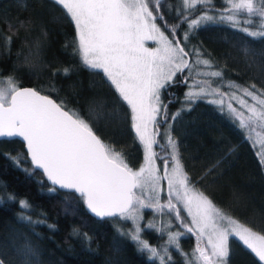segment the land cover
Returning <instances> with one entry per match:
<instances>
[{
  "label": "trees",
  "instance_id": "trees-1",
  "mask_svg": "<svg viewBox=\"0 0 264 264\" xmlns=\"http://www.w3.org/2000/svg\"><path fill=\"white\" fill-rule=\"evenodd\" d=\"M162 2L160 11L165 20L179 24L176 34L181 36L188 30L181 14L192 10L185 9L180 0ZM212 7L223 11L227 5L225 0L198 4L189 19ZM157 24L163 31L159 21ZM239 29L227 22L211 24L196 31L189 46L199 48L211 66L222 72V77L210 81L211 86L222 80L264 89V37L253 38ZM5 36H12L10 51L4 47ZM37 39L41 41L38 55ZM77 39L73 23L53 0H0V81L12 78L16 86L31 85L58 102L65 100L85 119L91 115L101 139L123 155L130 167H137L143 160V149L132 128L130 107L121 102L102 70L82 63ZM65 68L69 69L67 75ZM184 88L180 84L169 89L177 97L168 104L169 117L182 108ZM161 96L167 103V93L163 91ZM94 101L102 102V106L96 107L93 115L90 107ZM208 101L198 99L175 121L163 123L159 138L163 126L171 122V135L194 188L225 214L264 234L261 159L239 123L233 122L225 108L222 111L219 104ZM15 156L18 160L12 159ZM53 187L33 169L19 139H0V260L4 264H160L138 250L119 216L95 218L79 195L56 187L51 191ZM8 194L16 200L7 199ZM19 200H27L31 208L21 209ZM146 213L144 217H150ZM22 214L30 215L33 223L20 219ZM37 220L42 223L35 224ZM84 234L90 239L85 240ZM192 235L180 237L183 252L196 247L197 237ZM148 236L154 242L161 240L159 236L154 239L151 232ZM26 240L38 251L35 259L24 255ZM228 247L227 264H261L237 237L229 236ZM171 255L170 264H184L180 252Z\"/></svg>",
  "mask_w": 264,
  "mask_h": 264
},
{
  "label": "snow or ice",
  "instance_id": "snow-or-ice-1",
  "mask_svg": "<svg viewBox=\"0 0 264 264\" xmlns=\"http://www.w3.org/2000/svg\"><path fill=\"white\" fill-rule=\"evenodd\" d=\"M53 2L62 7L77 31L76 50L81 55L82 63L91 69L102 70L106 81L114 87L121 102L130 106L132 128L146 153L144 165L134 171L125 162L124 156L97 134L96 120L91 115L85 119L79 112L69 108L65 100L58 102L36 89L19 88L12 78L6 82L0 81V84L7 83V88L0 87V137H22L26 142L33 169L42 170L47 179L60 189L78 193L85 207L96 217L119 216L124 220H131L133 228L127 235L140 245L139 251H147L149 258L159 259L160 264H165L164 256L140 236L138 221L143 217L137 213L144 208H155L157 212L167 209V215L178 222L183 231L167 232V243L174 245L186 257L185 264H227L230 235L237 237L264 264V234L238 224L203 192L194 189L193 181L183 169L179 146L167 130L164 135L167 138V147L170 148L168 159L172 161L171 174L167 170L168 160L164 158V175L156 174L159 169L154 163L157 154L153 151V145L157 144L154 136L159 133L149 134L148 127L149 124H157V115L162 117V122L166 123L169 119L175 121L181 112L190 110L196 100L207 96L218 95V100L208 102L219 104L223 111L226 93L205 87L196 92L192 90L193 85L189 84L194 65L211 67V61L202 58L203 53L199 48L189 46L190 37L196 31L214 23L228 22L230 26L236 27L241 23L253 25V17L264 21V0H225L227 7L223 11L212 7L201 11L200 15L192 19L189 17L196 11V6L211 3V0H183L185 9L192 11L181 14V22L188 25V30L181 36L176 34L180 25L169 24L164 13L160 11L162 0ZM209 12L215 14L210 15ZM241 16L244 17L243 21ZM157 21L163 26V31ZM256 27V31L246 26L239 30L253 38L264 37V23L257 24ZM9 30L12 31L11 26ZM3 39L4 47L10 51L12 36H5ZM144 39L156 40L159 47L146 48ZM34 43L35 54L38 55L41 41L37 39ZM244 51L247 52V49ZM63 73L67 75L69 69H63ZM208 75L222 77V72L214 71ZM180 84L189 90L184 94L182 108L169 117L168 104L175 102L177 97L172 94V98L165 103L161 100V89L167 92ZM229 86H234L254 102L249 104L233 92L232 99H238L239 104L248 112L245 115L243 111L233 108L229 102L227 110L233 122L239 121L238 126L242 129L250 128L257 122L264 124V89H256L253 84L250 90L233 82H229ZM101 106L102 102L94 101L90 114L94 115L95 108ZM170 127L169 124L168 128ZM16 163L19 164V161ZM260 163L264 166V154H261ZM162 179L167 180L165 204L160 203L159 196ZM146 188H151L156 193L155 196L148 197V203L134 191L138 189L143 194ZM50 190L57 189L53 187ZM7 199L16 200V197L8 194ZM173 199L176 203H173ZM18 203L21 209L31 208L27 200H19ZM177 203L182 207H177ZM182 210L191 216L190 221L181 216ZM20 219L33 223L30 215H22ZM217 221L225 222L230 227L220 228ZM34 223L39 225L42 221L37 220ZM145 227L153 229L156 225L148 222ZM206 229L211 230L207 234L209 247H201L200 240L206 235ZM185 234H194L197 237L191 260L187 259L188 254L183 253L179 245L180 237ZM84 239L90 238L84 234ZM162 250L165 254L168 253L167 247ZM23 252L25 256L33 259L38 255L32 242L27 240ZM170 262L169 255L168 264ZM0 264L4 262L0 260Z\"/></svg>",
  "mask_w": 264,
  "mask_h": 264
},
{
  "label": "rangeland",
  "instance_id": "rangeland-1",
  "mask_svg": "<svg viewBox=\"0 0 264 264\" xmlns=\"http://www.w3.org/2000/svg\"><path fill=\"white\" fill-rule=\"evenodd\" d=\"M180 2L182 4V6L184 7L183 0H180ZM149 7L151 8L152 5L150 4ZM209 14L210 15H213L215 13H212V12L210 13L209 12ZM240 19H241V21H243L244 17L241 16ZM253 20L255 21V23L253 25H247V24L241 23V24L237 25V27H245L246 26V27H249L250 30H251V28H253L252 31H256V30H258L257 27H256V25L257 24H260V23H264V21H260L256 17H253ZM143 43H144V46L146 48H149V49H153V48L159 47L158 42L156 40H153V39H144ZM202 58L203 59H207L204 55L202 56ZM190 63H192L191 60H190ZM185 71L187 72L188 70H185ZM191 71H192V75L189 77V84L190 85H193V88H192L193 91L198 92L201 87H205L206 89H215V90H218V92L219 93H222V94L223 93H226L227 95L224 96V105L222 107L227 110V105L230 102L232 104V107L233 108H236L238 111H243L245 115H248L247 110L245 108H243L239 104V100L238 99H232V93L235 92L237 97H242L249 104L254 103L252 101V98L251 97L244 96L243 93L241 91H239L237 88H235L234 86H229V81L225 82V81H222L221 80L218 84H212V86L210 85V81H212L213 78H217V77H212V76L208 75V73L214 72V71H218L216 68H214L212 66L211 67H206L204 65H194L192 67V70ZM2 81H5L6 82L7 80H2ZM204 82H207V83H204ZM233 83L234 84H237L235 82H233ZM0 87L7 88V83L0 84ZM243 87H245V86H243ZM245 88H248V87H245ZM188 90H189L188 87L185 86L184 91H183V96L181 98L182 104L184 103V94ZM163 91L164 90L161 89V93ZM166 93L169 96V98H167V99H171L173 92L172 91L169 92V90H168ZM257 95H260V93L257 92ZM262 98H264V97H262ZM204 99H207V100L216 99V100H218L219 99V96L218 95H212V96L204 97ZM161 100H163L162 99V96H161ZM163 101H165V100H163ZM156 120H160V115H157L156 116ZM237 122L239 123V121H237ZM132 123H133V121H132ZM169 124L171 125V122L167 123V125L165 127L163 126V128L161 130V132H162L161 133V138H159V135H158L157 144H154L153 145V151L156 152V145L157 146L160 145L158 147L160 149L159 150V154H158V152H156V154L163 155L164 156V159H167L168 160V169L167 170H168V173L171 174L172 161H171V159H168V154L170 152V148L167 147V138L164 135L165 132H166V130L171 135V127L168 128V125ZM148 127H149V134L155 133V126H154V124H149ZM244 130H245L246 136L253 143L257 155H259V157L261 159V154H264V124H261V123L257 122V123L252 124L250 128H246ZM142 149H143V147H142ZM145 155H146V153H145V151L143 149V160L141 161V163L137 167H134L133 168L134 171L135 170H139V168L144 165ZM17 158L18 157L15 156V160H18ZM154 163H155L156 168L159 169V171L156 174L162 176V174H161V170L163 168L162 159H159L157 156H155L154 157ZM195 190H197V189H195ZM134 191H136L137 195H140L141 198H143L145 200V203H148L149 202L148 197L155 196V194H156L155 192L152 191L151 188H146L144 190L143 194H141L140 190H138V189L137 190H134ZM199 192H201V191H199ZM159 196H160V203L161 204H165L166 201H167V188L165 187V182H164L163 179L160 181ZM173 203H176L175 199H173ZM177 207H182V206L179 203H177ZM193 210L195 211V209H193ZM145 211H147L146 214H148L150 217H148V218H145L144 217ZM163 212L164 213L157 212L155 210V208H144V209L140 210V212L137 213V215H142V217H143L142 220H139L138 221L139 222V226L141 228V232H140L141 239L147 241L150 247H156L160 251V254L162 256H164V260H166V259H168V256L169 255L172 256L171 255L172 252L173 253L174 252H178L175 249V246L174 245H171V244H168L167 243V241H168L167 232H169V231H173V232L174 231H183V229L180 227L179 224H177L178 222L172 216L167 215V209H165ZM22 215H26V214H22ZM181 216L184 217L187 221H190L191 220V216H188L187 215V212L184 211V210H182ZM120 220L127 225L128 232H129L130 229L133 228V222L131 220H124L121 217H120ZM234 220L238 224L243 225L244 227H249L246 224L242 223L238 219H234ZM148 222H152L153 224L156 225V227L153 228V229H147L145 227V225ZM217 224H218V226L220 228L230 227L227 223L222 222V221H217ZM249 228H251V227H249ZM205 231H206V235L201 239V242H202V244L200 243L201 244V247H209L208 244H207V234L210 233L211 230L210 229H206ZM253 231L262 234L261 232H258V231L254 230V229H253ZM148 232H151V233L155 234L154 239L159 236L161 238V240H159L158 242L151 241L150 238H149V236H148ZM185 235H187V234H185ZM192 236L194 237V235H192ZM133 242L136 245V247L139 249L140 245L137 242H135V241H133ZM164 247H167L168 248V253L167 254H165L163 252V250H162ZM194 248L195 247H193L190 250V252L187 253L188 254L187 259H189V260L192 259V252H193V249ZM144 252L148 256H150V254L147 251H144ZM183 253H186V252H183ZM182 256H183V261H184V264H185L186 257L184 255H182ZM157 260H159V259H157Z\"/></svg>",
  "mask_w": 264,
  "mask_h": 264
},
{
  "label": "water",
  "instance_id": "water-1",
  "mask_svg": "<svg viewBox=\"0 0 264 264\" xmlns=\"http://www.w3.org/2000/svg\"><path fill=\"white\" fill-rule=\"evenodd\" d=\"M17 87H19V88H33V89H36L35 87H33V86H31V85H20V86H17ZM36 90H38V89H36ZM38 91H39V90H38ZM40 92H41V91H40ZM41 94H42V95H49V94H46V93H44V92H41ZM51 97H52V96H51ZM52 98H53V97H52ZM53 99H54V98H53ZM12 138H17V139H19V140L23 143V148H24V150H25V152H26L27 158H28L29 161H30V156H29V154H28V152H27V150H26V142L23 140L22 137H0V139H12ZM30 162H31V161H30ZM31 165L33 166L32 163H31ZM39 171L43 174L42 170H39ZM43 175L45 176V179L47 180V182H48L50 185H52V186H54V187L60 189L59 186L53 185V184L47 179L46 174H43ZM163 175H164V168H163V170H162V176H163ZM61 190H65V191H73V192L75 193L74 190H69V189H61ZM75 194L79 195L78 193H75ZM85 208H86V207H85ZM86 210H87V212H88L91 216L100 219L99 217H96L94 214L90 213V211H89L87 208H86ZM104 218H105V217H104Z\"/></svg>",
  "mask_w": 264,
  "mask_h": 264
},
{
  "label": "flooded vegetation",
  "instance_id": "flooded-vegetation-1",
  "mask_svg": "<svg viewBox=\"0 0 264 264\" xmlns=\"http://www.w3.org/2000/svg\"><path fill=\"white\" fill-rule=\"evenodd\" d=\"M157 121V124H154V126H155V133H159V131H160V127H161V125L164 123V122H162V117L160 116V120H156ZM158 125V126H157ZM154 139L157 141V139H158V135H155L154 136ZM159 144V143H158ZM159 146H157L156 145V150H157V148H158ZM159 150V149H158ZM160 159H162V158H164V156H158Z\"/></svg>",
  "mask_w": 264,
  "mask_h": 264
}]
</instances>
